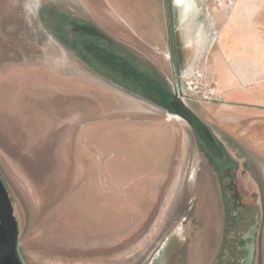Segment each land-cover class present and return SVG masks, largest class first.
<instances>
[{
  "label": "water",
  "instance_id": "95a60500",
  "mask_svg": "<svg viewBox=\"0 0 264 264\" xmlns=\"http://www.w3.org/2000/svg\"><path fill=\"white\" fill-rule=\"evenodd\" d=\"M168 6L0 0V264H264V134L167 76Z\"/></svg>",
  "mask_w": 264,
  "mask_h": 264
},
{
  "label": "rangeland",
  "instance_id": "374dc122",
  "mask_svg": "<svg viewBox=\"0 0 264 264\" xmlns=\"http://www.w3.org/2000/svg\"><path fill=\"white\" fill-rule=\"evenodd\" d=\"M194 2L197 9L184 14L173 0H169L167 76L174 81L175 75L186 67L183 65L185 59L192 58L190 62L197 61L217 85V78L209 68L211 55L215 54L219 40L213 41L210 47L211 40L217 37L222 24L233 14L234 8L241 11L242 18L243 14H255L254 25L258 34L259 50H255L254 53L250 50L242 51L244 53L241 68L234 62L229 65L230 61L238 62V50L228 51L224 60L228 71L233 74L240 72V69L243 74L253 70L259 72L261 68V73L256 75V81L251 83L252 85L240 83L243 90L240 93L244 96H240L236 102L226 100L218 85L215 100L197 102L239 138L264 134V0H194ZM193 55H197V58ZM232 55L237 57L232 58Z\"/></svg>",
  "mask_w": 264,
  "mask_h": 264
},
{
  "label": "crops",
  "instance_id": "0c3cea01",
  "mask_svg": "<svg viewBox=\"0 0 264 264\" xmlns=\"http://www.w3.org/2000/svg\"><path fill=\"white\" fill-rule=\"evenodd\" d=\"M240 12L241 11H239L238 8H234L233 14L230 15L229 18L225 20L224 23L222 24L217 37L211 40L210 42L211 44L213 41L219 40L215 54L211 55L212 58L209 69L215 74L217 78L216 82L218 85V89H220L221 94L224 95L226 100L235 101V102L238 101L240 96H244L243 93L242 95L240 93V91L243 92V90H241L242 88H240L241 87L240 83H243L242 85H245L246 83L252 85L251 83H254L257 79L256 75L261 73V68L259 69V72L256 70H253L252 72L250 71V73L247 72L246 74L249 75L241 73V69L240 72L234 74L229 72L227 69V63L224 59L227 56L228 51L230 50L239 51L238 62L230 61L229 65L234 62L235 64H238L240 67L241 58L244 53L242 51L250 50L251 53H254L255 50L256 51L259 50L258 34L254 25L255 14L253 15L249 13L243 14V18H242ZM168 36H169V29H168ZM211 46L212 44L210 45V47ZM196 56L197 55H193L194 58H197ZM233 56L234 58L237 57V55H232V58ZM191 59L192 58L185 59L183 65L189 66L197 62L195 60L190 62Z\"/></svg>",
  "mask_w": 264,
  "mask_h": 264
},
{
  "label": "flooded vegetation",
  "instance_id": "af4514ba",
  "mask_svg": "<svg viewBox=\"0 0 264 264\" xmlns=\"http://www.w3.org/2000/svg\"><path fill=\"white\" fill-rule=\"evenodd\" d=\"M174 2V1H173ZM175 4V3H174ZM78 23H82V22H78ZM65 26L67 28V31L69 33L70 37H75L76 41H75V45L73 46V48L76 50V47H80L82 49V52L85 54V58H87L88 60L91 61L92 66L95 67V69H97L96 64L93 62V59L84 51L83 47H82V43L83 42H93V39L90 37H79L76 33H71L70 30L72 29V25H66V20H65ZM104 42H100V46H103ZM128 60L130 63L134 64L135 60H137L134 56L131 55V53L128 52V56H127ZM98 71V70H97ZM99 73H102L103 75H106L112 79H115L116 82L120 83L121 82L119 80H117L116 75L112 74L110 72H105L103 69L98 71ZM122 85V84H121ZM195 133V132H194ZM197 137V135H196ZM197 142L198 144L202 147V149L205 151L207 157L213 161V165H217V166H222L227 160L228 157L226 156V154L224 153V149H223V153L226 156V159L224 160V162H221V160H216L214 157H212L205 149L204 145L202 142H200L197 138ZM240 223V222H239ZM252 226L248 227L245 234L242 235L241 237L238 238V241L234 243V249L235 252L234 254L239 255L242 254V256L237 260H228V255L229 253L227 251H224V257H225V262H227V264H244V260H245V256L247 254V248L250 244H252L253 242V234L251 235V231L250 228ZM164 263V259L161 255L156 256L155 258H153L149 264H163Z\"/></svg>",
  "mask_w": 264,
  "mask_h": 264
},
{
  "label": "built area",
  "instance_id": "2783aa9c",
  "mask_svg": "<svg viewBox=\"0 0 264 264\" xmlns=\"http://www.w3.org/2000/svg\"><path fill=\"white\" fill-rule=\"evenodd\" d=\"M174 82L196 101L211 102L217 98L215 81L198 62L181 69L175 75Z\"/></svg>",
  "mask_w": 264,
  "mask_h": 264
},
{
  "label": "bare ground",
  "instance_id": "6f19581e",
  "mask_svg": "<svg viewBox=\"0 0 264 264\" xmlns=\"http://www.w3.org/2000/svg\"><path fill=\"white\" fill-rule=\"evenodd\" d=\"M175 5L180 7L185 14L191 10H196V4L194 0H173Z\"/></svg>",
  "mask_w": 264,
  "mask_h": 264
},
{
  "label": "trees",
  "instance_id": "16d2710c",
  "mask_svg": "<svg viewBox=\"0 0 264 264\" xmlns=\"http://www.w3.org/2000/svg\"><path fill=\"white\" fill-rule=\"evenodd\" d=\"M64 33L65 34H67V35H69V33L68 32H66V31H64ZM80 48V47H79ZM80 50H81V52H82V49L80 48ZM80 50H78L77 52H79L80 53ZM83 53V52H82Z\"/></svg>",
  "mask_w": 264,
  "mask_h": 264
}]
</instances>
